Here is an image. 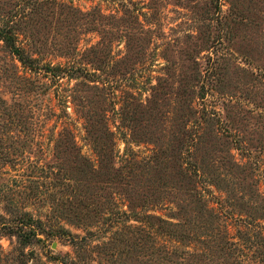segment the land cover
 Wrapping results in <instances>:
<instances>
[{"label": "rangeland", "instance_id": "obj_1", "mask_svg": "<svg viewBox=\"0 0 264 264\" xmlns=\"http://www.w3.org/2000/svg\"><path fill=\"white\" fill-rule=\"evenodd\" d=\"M0 33V264H264V0H0Z\"/></svg>", "mask_w": 264, "mask_h": 264}, {"label": "trees", "instance_id": "obj_2", "mask_svg": "<svg viewBox=\"0 0 264 264\" xmlns=\"http://www.w3.org/2000/svg\"><path fill=\"white\" fill-rule=\"evenodd\" d=\"M0 36L1 38L5 41V43L7 45H9L14 53H16L17 55H19L21 61H23V63H26V62H29L32 60L30 59V57H27L24 55L23 51L17 47L15 45V35L10 33V34H4V33H0ZM30 65V64H29ZM32 66V65H31ZM46 72H51L53 77H56V76H60V71H63L62 67L59 66V65H56L55 67H52V66H47L46 67ZM72 69V68H71ZM104 130V136H102V130H100V136L99 134L95 137L97 140L94 139V141H99L101 139H105V140H109V134L111 132H109L107 129H103ZM103 141V140H102ZM102 147V152L103 154H105L106 152H104L105 150V145L101 143L100 145ZM13 229V228H12ZM13 231L16 233L17 237L19 238V242L23 245L25 244H28L29 243V238L30 236H37L36 233L32 230L31 231H27V230H24V229H20V228H16V229H13ZM28 238V239H27ZM37 240H41V239H37ZM73 241V240H72Z\"/></svg>", "mask_w": 264, "mask_h": 264}]
</instances>
